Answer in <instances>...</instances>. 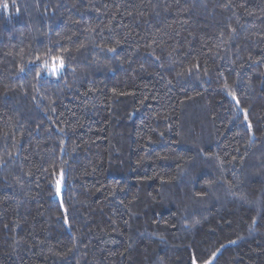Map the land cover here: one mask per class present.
<instances>
[{"label":"trees","instance_id":"16d2710c","mask_svg":"<svg viewBox=\"0 0 264 264\" xmlns=\"http://www.w3.org/2000/svg\"><path fill=\"white\" fill-rule=\"evenodd\" d=\"M0 264H264V0H0Z\"/></svg>","mask_w":264,"mask_h":264},{"label":"snow or ice","instance_id":"6c2138e0","mask_svg":"<svg viewBox=\"0 0 264 264\" xmlns=\"http://www.w3.org/2000/svg\"><path fill=\"white\" fill-rule=\"evenodd\" d=\"M109 51H114V49H109ZM63 67H64V61L61 57H54L53 63L51 65H49L48 63H45L43 65V68L47 69L52 74H58ZM37 75L39 76L40 73H37Z\"/></svg>","mask_w":264,"mask_h":264},{"label":"rangeland","instance_id":"374dc122","mask_svg":"<svg viewBox=\"0 0 264 264\" xmlns=\"http://www.w3.org/2000/svg\"><path fill=\"white\" fill-rule=\"evenodd\" d=\"M50 74H51V72L48 71V72H47V75H50ZM56 195H57V197L60 195V192H59L58 190H57V194H56Z\"/></svg>","mask_w":264,"mask_h":264}]
</instances>
